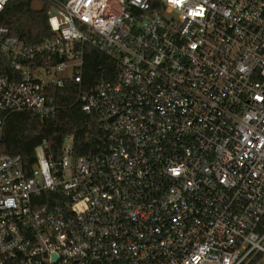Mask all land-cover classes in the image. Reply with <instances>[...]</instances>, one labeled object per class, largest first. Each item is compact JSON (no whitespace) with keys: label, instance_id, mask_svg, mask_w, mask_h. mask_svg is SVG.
Wrapping results in <instances>:
<instances>
[{"label":"built area","instance_id":"1","mask_svg":"<svg viewBox=\"0 0 264 264\" xmlns=\"http://www.w3.org/2000/svg\"><path fill=\"white\" fill-rule=\"evenodd\" d=\"M35 1L51 38L0 25V264H264V0ZM86 45L113 81L87 84ZM68 81L97 151L3 153L8 117L54 115Z\"/></svg>","mask_w":264,"mask_h":264},{"label":"trees","instance_id":"2","mask_svg":"<svg viewBox=\"0 0 264 264\" xmlns=\"http://www.w3.org/2000/svg\"><path fill=\"white\" fill-rule=\"evenodd\" d=\"M0 25L29 46H36L53 36L49 25L48 7L33 6V0H12L0 15ZM84 71L88 85L113 81L117 69L115 62L95 47L84 48ZM10 63L0 53V74L12 75ZM57 112L42 117L32 112L10 115L4 130L2 152L19 155L31 166L35 160V148L46 141L53 158L59 159L61 147L68 136H74V154L90 156L97 151L103 135L102 122L97 114L85 113L78 103V87L71 81L53 93Z\"/></svg>","mask_w":264,"mask_h":264},{"label":"rangeland","instance_id":"3","mask_svg":"<svg viewBox=\"0 0 264 264\" xmlns=\"http://www.w3.org/2000/svg\"><path fill=\"white\" fill-rule=\"evenodd\" d=\"M33 6L35 8H41V4L39 2H36V1L34 2ZM63 75H69V72L63 73Z\"/></svg>","mask_w":264,"mask_h":264}]
</instances>
